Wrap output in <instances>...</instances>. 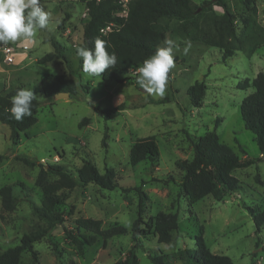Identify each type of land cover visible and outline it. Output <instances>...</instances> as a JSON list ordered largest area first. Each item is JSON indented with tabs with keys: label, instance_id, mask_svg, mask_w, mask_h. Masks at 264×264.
<instances>
[{
	"label": "rangeland",
	"instance_id": "obj_1",
	"mask_svg": "<svg viewBox=\"0 0 264 264\" xmlns=\"http://www.w3.org/2000/svg\"><path fill=\"white\" fill-rule=\"evenodd\" d=\"M129 1L119 0L118 15H126ZM190 1L194 10L190 19L163 20L165 39L176 45L175 67L170 70L163 96L149 95L137 84V69L142 63L106 80L83 72L76 49L83 46L87 9L80 0H40L50 13L47 27L38 29L32 39L0 45V89L12 85L32 90L39 102L36 123L19 133L17 144L10 139L9 126L0 122V187L11 185L15 197L12 211L3 212L0 204V250L17 244L31 230L47 229L45 236L33 243L36 261L24 250L19 264H114L134 245L137 264H154L156 256H161L164 264H201L192 257L194 236L200 226L212 253L228 256L232 264H264V227L256 234L245 209L256 205L264 209V156L240 117V102L251 88H237L238 82L251 81L259 71L264 72V0H222L235 18V38L222 40L227 47L236 48L228 57L223 56L224 49L200 39L204 32L216 39L219 36L224 9L218 0ZM52 42L65 59L39 63L43 55L53 52ZM6 49L13 63L5 62ZM59 74L75 82V91L68 97L47 101L42 82L52 81ZM201 80L205 95L200 106L194 107L186 90ZM119 104L124 108L108 120L97 109ZM83 118L87 120L79 126ZM215 125L220 141L239 158L258 159L233 171L241 189L220 201L206 196L190 204L179 186L184 172L175 162L191 158L192 141ZM148 135L155 138L158 156L131 165V145ZM17 155L40 162L44 168L61 164L73 176L82 161L89 160L100 172L105 166L112 167L119 186L110 190L88 183L60 191L62 203L53 212L59 213L63 222L49 225L32 209L42 199L41 189L34 182L40 167L25 165L15 159ZM55 177L48 172L46 180ZM138 190L146 195L144 218L159 211L177 214L178 228L169 242H158L151 232L132 237ZM78 218L98 219L102 229L120 225L127 231L105 242L97 236L91 245L84 242L80 252L63 230L67 228L78 236L94 234L78 228Z\"/></svg>",
	"mask_w": 264,
	"mask_h": 264
},
{
	"label": "trees",
	"instance_id": "obj_2",
	"mask_svg": "<svg viewBox=\"0 0 264 264\" xmlns=\"http://www.w3.org/2000/svg\"><path fill=\"white\" fill-rule=\"evenodd\" d=\"M85 3L87 19L83 25L82 44L94 49V42L97 38L105 41L106 50L111 54L115 53L117 63L114 68L106 69L101 74L103 80L112 79L116 72L135 69L144 59L154 53L157 46H160L165 39L166 24L164 19H176L186 21L194 13L190 0H130L127 5L126 15H118L121 9L119 0H80ZM217 4L224 9L223 22L219 24V36L214 38L203 33L200 39L211 47L224 49L223 56H231L236 48L227 47L222 41L235 38L233 14L226 10L224 1L218 0ZM111 24L112 30L107 33L100 32V28ZM53 52H48L39 59V63H45L55 58L65 59L59 52L56 42H52ZM42 93L47 101H51L54 94L68 92L70 95L75 91V82L66 79L63 74L55 75L54 80L42 82ZM237 88L251 91L242 98L240 102V117L244 127L254 134V141L261 156H264V72L259 71L251 81L245 80L237 83ZM19 87L9 86L0 89V122L9 126L10 139L17 144L19 133L25 131L36 123V113L39 106L38 100L32 102V115L25 116L22 121H17L11 114V98L16 94ZM205 83L195 81L190 85L186 94L189 103L199 107L205 95ZM123 104L113 108H97L105 120L117 116L122 110ZM87 119L79 122L81 126ZM218 120L216 119V124ZM214 129L204 131L192 141V157L181 159L175 162L177 168L183 171L179 183L182 193L187 197L190 204L200 199L211 196L217 201L229 193L241 189L238 179L233 171L245 168L257 161L255 158H239L231 148L221 142ZM104 138V137H103ZM102 145L105 146L104 140ZM159 150L153 135L138 138L130 147L129 163L136 165L142 160H152L158 156ZM15 159L28 166L38 165L40 167L35 184L40 187L42 199L39 206H32L33 212L49 225L61 223L63 219L59 213L53 212L54 208L62 203V196L59 194L64 189L71 190L76 186H84L94 183L101 188L114 189L118 187V178L112 167H104L100 172L96 165L89 160H83L82 165L77 169L76 176L70 174L61 164H48L44 168L40 162L30 159L25 155H17ZM2 156L0 155V162ZM48 172L56 177L47 181ZM139 202L137 205V217L131 226V235L136 238L138 235L154 233L157 241L167 243L170 241L172 232L178 228V217L176 213L159 211L153 216L144 218L143 201L146 195L138 190ZM0 204L3 212L12 211L15 207V197L12 187L5 184L0 187ZM250 215L255 233L259 234L264 227V209L259 206H245ZM2 218V214L0 216ZM78 228L93 232L94 234L78 236L71 230L64 228L67 238L81 252L84 242L91 245L97 236L103 242L111 236L126 233L124 226L114 225L102 229L100 220L93 218H78L75 220ZM47 229L38 228L31 230L21 236L19 242L0 250V264H19L21 253L26 250L32 254L33 261H36V252L33 243L45 236ZM203 227L200 226L198 233L194 236L193 259L201 264H232L231 259L226 255L212 253L203 239ZM80 237V238H79ZM154 264H164L161 256L153 257ZM138 258L135 254V245L125 254V257L114 264H137Z\"/></svg>",
	"mask_w": 264,
	"mask_h": 264
},
{
	"label": "clouds",
	"instance_id": "obj_3",
	"mask_svg": "<svg viewBox=\"0 0 264 264\" xmlns=\"http://www.w3.org/2000/svg\"><path fill=\"white\" fill-rule=\"evenodd\" d=\"M50 13L45 11L40 0H0V45L20 39H32L38 29L49 23ZM176 47L171 39H165L163 46H157L154 53L144 59L137 69V84L149 95L163 96L166 91L170 70L175 67L173 50ZM190 44L185 47L187 52ZM76 54L82 59V70L92 76H101L106 69L117 63L115 53H109L105 41L97 38L94 49L80 46ZM32 90L19 89L11 98L10 112L17 121L32 115Z\"/></svg>",
	"mask_w": 264,
	"mask_h": 264
},
{
	"label": "built area",
	"instance_id": "obj_4",
	"mask_svg": "<svg viewBox=\"0 0 264 264\" xmlns=\"http://www.w3.org/2000/svg\"><path fill=\"white\" fill-rule=\"evenodd\" d=\"M111 30H112V25L111 24H107V25L103 26L102 28H100V32H102V33H107V32H109ZM5 54H6V56L4 58L5 62L13 63V56L10 54V50L9 49L5 50Z\"/></svg>",
	"mask_w": 264,
	"mask_h": 264
},
{
	"label": "water",
	"instance_id": "obj_5",
	"mask_svg": "<svg viewBox=\"0 0 264 264\" xmlns=\"http://www.w3.org/2000/svg\"><path fill=\"white\" fill-rule=\"evenodd\" d=\"M69 93L68 92H58L54 94V98H61V97H68Z\"/></svg>",
	"mask_w": 264,
	"mask_h": 264
}]
</instances>
